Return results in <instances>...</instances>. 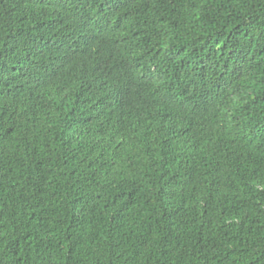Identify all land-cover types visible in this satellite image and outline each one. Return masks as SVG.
I'll return each instance as SVG.
<instances>
[{
  "label": "trees",
  "instance_id": "1",
  "mask_svg": "<svg viewBox=\"0 0 264 264\" xmlns=\"http://www.w3.org/2000/svg\"><path fill=\"white\" fill-rule=\"evenodd\" d=\"M0 264H264V0H0Z\"/></svg>",
  "mask_w": 264,
  "mask_h": 264
}]
</instances>
